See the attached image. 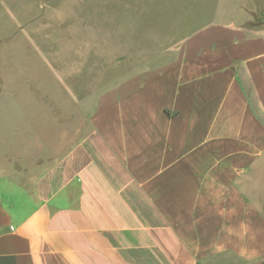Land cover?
<instances>
[{
  "label": "crops",
  "instance_id": "obj_1",
  "mask_svg": "<svg viewBox=\"0 0 264 264\" xmlns=\"http://www.w3.org/2000/svg\"><path fill=\"white\" fill-rule=\"evenodd\" d=\"M257 13L123 46L82 118L0 151V264H264Z\"/></svg>",
  "mask_w": 264,
  "mask_h": 264
},
{
  "label": "rangeland",
  "instance_id": "obj_2",
  "mask_svg": "<svg viewBox=\"0 0 264 264\" xmlns=\"http://www.w3.org/2000/svg\"><path fill=\"white\" fill-rule=\"evenodd\" d=\"M263 6L264 0H0V151L30 154L27 133L41 141L36 128L44 114L49 127L82 118L89 102L78 105L73 96L95 95L106 85L95 81L119 75L113 58L123 46L149 47L221 13L242 17ZM202 13L209 20L198 22ZM40 59L48 67H36ZM46 134L50 145L55 134Z\"/></svg>",
  "mask_w": 264,
  "mask_h": 264
},
{
  "label": "trees",
  "instance_id": "obj_3",
  "mask_svg": "<svg viewBox=\"0 0 264 264\" xmlns=\"http://www.w3.org/2000/svg\"><path fill=\"white\" fill-rule=\"evenodd\" d=\"M254 24H256V25H264V10L260 11L259 13H257V15L255 17Z\"/></svg>",
  "mask_w": 264,
  "mask_h": 264
}]
</instances>
